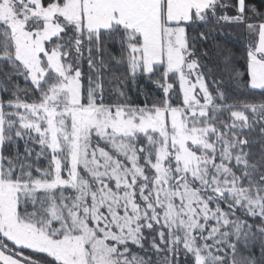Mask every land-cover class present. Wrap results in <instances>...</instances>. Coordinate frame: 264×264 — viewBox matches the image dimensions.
<instances>
[{"label":"snow or ice","instance_id":"obj_1","mask_svg":"<svg viewBox=\"0 0 264 264\" xmlns=\"http://www.w3.org/2000/svg\"><path fill=\"white\" fill-rule=\"evenodd\" d=\"M0 264H264V0H0Z\"/></svg>","mask_w":264,"mask_h":264},{"label":"trees","instance_id":"obj_2","mask_svg":"<svg viewBox=\"0 0 264 264\" xmlns=\"http://www.w3.org/2000/svg\"><path fill=\"white\" fill-rule=\"evenodd\" d=\"M237 50L239 51L240 49L238 48Z\"/></svg>","mask_w":264,"mask_h":264}]
</instances>
